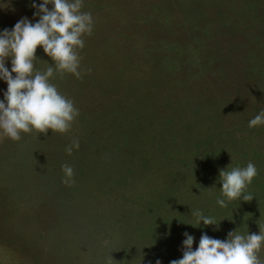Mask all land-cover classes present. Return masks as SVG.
Listing matches in <instances>:
<instances>
[{"label":"rangeland","instance_id":"1","mask_svg":"<svg viewBox=\"0 0 264 264\" xmlns=\"http://www.w3.org/2000/svg\"><path fill=\"white\" fill-rule=\"evenodd\" d=\"M30 4L0 0V30L38 20ZM82 11L91 71L51 81L78 117L66 133L0 140V264H169L185 232L195 249L203 232L264 231V125L248 124L264 110V0H83ZM36 56L45 71L51 58ZM250 161L254 198L217 205L219 170ZM195 209L219 225L193 227ZM64 225L75 240L46 244Z\"/></svg>","mask_w":264,"mask_h":264},{"label":"clouds","instance_id":"2","mask_svg":"<svg viewBox=\"0 0 264 264\" xmlns=\"http://www.w3.org/2000/svg\"><path fill=\"white\" fill-rule=\"evenodd\" d=\"M51 5V7H49ZM33 22L21 17L9 29L0 30V81L7 84L0 98V140L19 141L22 133H66L79 115L74 102L63 95L52 83L59 74H72L82 78L91 69L81 68L80 50L85 47V36H91L94 20L91 12L82 11L83 0H31ZM51 58L45 71L35 69L37 47ZM10 61L11 67L7 66ZM249 127L264 125V110L248 122ZM79 139L66 148L71 154L79 149ZM62 182L71 185L74 169L62 166ZM258 175L253 162L245 167L226 166L219 170V196L217 205L227 208L234 201H251L254 196L246 189ZM193 227L219 225L214 216L205 215L200 209L192 210ZM222 221V220H221ZM220 222V221H219ZM182 258L169 264H264L260 251L264 248V231L242 233L234 229L223 240L203 232L198 246L193 249L195 237L183 233ZM152 264V261H148ZM155 264H162L157 258Z\"/></svg>","mask_w":264,"mask_h":264},{"label":"trees","instance_id":"3","mask_svg":"<svg viewBox=\"0 0 264 264\" xmlns=\"http://www.w3.org/2000/svg\"><path fill=\"white\" fill-rule=\"evenodd\" d=\"M260 70H261V68H260ZM263 70V69H262ZM150 173V172H149ZM198 185H199V183H198ZM164 189V187L161 189V192H160V194H159V196L161 197L160 198V201L162 200V198L163 197H166L167 199L168 198H170V196H169V193H168V195L167 196H165L166 194H167V192L165 191V190H163ZM147 196V195H146ZM161 204H163L164 206L166 205L165 204V202H160L159 203V205H161ZM96 222V221H95ZM39 227H41V226H39ZM63 229H62V231H60V233L58 234V235H56V234H54L53 236H52V239L51 238H48V240L46 239V241H47V243L46 244H48L49 245V243H51L52 245L53 244H55V243H57V245L56 246H58L59 248H60V246H59V244H61V240H59L58 239V237H64V238H66V239H68L65 243H64V245L65 244H69L70 242L72 243V241H74L75 239H73L72 238V236H74V235H69V233L70 232H75V228H73V227H71V228H69V229H67L66 228V226L64 225V227H62ZM38 229V228H37ZM42 229V231H45V229L42 227L41 228ZM52 229V228H51ZM32 230H34V229H32ZM42 231H40V232H42ZM37 232H39V229H38V231ZM43 233V232H42ZM58 233V232H57ZM72 238V239H71ZM1 242V241H0ZM62 244H63V242H62ZM63 245V246H64ZM11 252H13V253H15L13 250H11ZM21 255H23V254H21Z\"/></svg>","mask_w":264,"mask_h":264}]
</instances>
